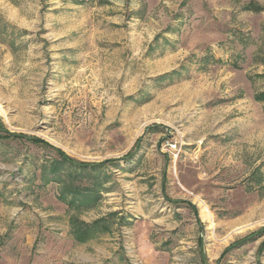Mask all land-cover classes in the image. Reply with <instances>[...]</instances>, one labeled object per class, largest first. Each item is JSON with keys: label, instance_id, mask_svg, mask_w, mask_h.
<instances>
[{"label": "rangeland", "instance_id": "1", "mask_svg": "<svg viewBox=\"0 0 264 264\" xmlns=\"http://www.w3.org/2000/svg\"><path fill=\"white\" fill-rule=\"evenodd\" d=\"M250 1L0 0V264H264Z\"/></svg>", "mask_w": 264, "mask_h": 264}, {"label": "trees", "instance_id": "2", "mask_svg": "<svg viewBox=\"0 0 264 264\" xmlns=\"http://www.w3.org/2000/svg\"><path fill=\"white\" fill-rule=\"evenodd\" d=\"M244 9L246 10H251L254 12H259V11H264V5H260L259 3H256L255 1H250L248 2L244 7ZM256 99L259 101H264V91H261L259 93H257L256 95ZM32 142L38 143L41 142V140L39 139H31ZM116 160H106L104 162L101 163H95V164H88V163H83V162H77L74 161L73 159H71L70 157L66 156L65 154H63L60 151H57V157L52 160V163L49 164L50 167V172H51V177H47L48 179L45 180L46 182H50L49 180H58V182L61 183H65L66 181L64 179H62V175L60 174V170L64 169L65 167H72L75 170H78L74 173L73 176H79V175H84L87 178H90L92 172L94 170H98L100 167L104 166L107 163H113ZM99 182H95L91 185V187H67L65 185V188L63 189V191H61L60 194V198L63 200H66V194L69 195H74V196H78L79 199L76 202V204H83L87 201H96L98 199V193L96 188L98 187ZM74 201H70V203H73ZM99 221H95L94 223L98 224V222H100L101 219H98ZM83 230L80 227V230L78 229L77 233H79V239L84 240L85 236L87 235V232L91 231L92 227L94 226H89L86 225L85 223L81 224ZM102 229L104 231L108 230V227L106 225H103Z\"/></svg>", "mask_w": 264, "mask_h": 264}, {"label": "built area", "instance_id": "3", "mask_svg": "<svg viewBox=\"0 0 264 264\" xmlns=\"http://www.w3.org/2000/svg\"><path fill=\"white\" fill-rule=\"evenodd\" d=\"M166 145L168 146L169 150H176L177 149V143L173 142V143H169L166 142ZM131 264H147L144 261L140 260V259H134L131 261Z\"/></svg>", "mask_w": 264, "mask_h": 264}]
</instances>
